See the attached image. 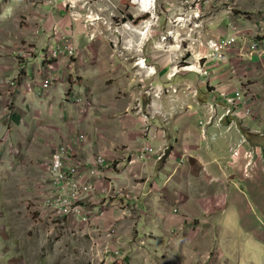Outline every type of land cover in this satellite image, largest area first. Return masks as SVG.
Segmentation results:
<instances>
[{"label": "rangeland", "instance_id": "obj_1", "mask_svg": "<svg viewBox=\"0 0 264 264\" xmlns=\"http://www.w3.org/2000/svg\"><path fill=\"white\" fill-rule=\"evenodd\" d=\"M75 5L80 19L71 17V9L66 10L58 3L51 5L49 0H0V48L14 49L13 53L3 50L0 57L7 55L16 68L30 59H40L35 66L39 75L33 71L36 76L33 79L42 82L49 79L52 86V89L49 87L52 97L46 98L47 91L45 96L36 95L34 101L24 104L20 110L14 101L20 77L8 78L4 87L6 93H0V264H144L143 256L137 254L147 246L143 239L137 241L141 230L127 217L114 218L110 214V209L121 213L122 203L114 201L110 188L106 198L98 197V206L105 203L109 206L100 220L83 224L71 218L63 225L53 221L51 212L44 206L47 163L53 149L67 137L86 134L77 125L82 116L85 119V115L90 114L96 134L100 128L95 122L101 120L106 127L102 134L111 138L119 126L128 127V113L135 114V108L143 120L137 126L140 125L147 138L145 109H150L155 119L161 111L154 113L153 109L166 107L171 110L172 104L182 101L195 103L196 93L187 84L189 82L178 76L191 74L197 90L199 81L206 77L180 69L196 65L207 74L216 69L214 62L210 67L206 63L213 58L206 42L229 32L240 42L237 45L248 46L250 51L245 56L235 57L233 63L241 65V70L248 75L264 69V51L257 53L259 59L253 57L255 50H264V0H155L153 16L150 12H142L141 3L133 0H77ZM146 22H151L152 26L142 48H137L140 52L128 50L126 41L129 39L141 42L137 33L138 38L133 35V29ZM74 24L84 28L83 34L86 32L89 40L93 35L91 41L105 42L104 49L97 53L101 55L99 69L88 77H82L78 71L69 73V67H63V61L59 60L63 56L54 57L51 53L46 58V49L37 48L42 38L50 40L48 52L59 42L71 40L68 32ZM56 27L57 33L53 35ZM165 38L167 40L163 41ZM128 43L133 45L132 41ZM157 44H162L160 52ZM253 44H256L254 48ZM19 50H23V58L14 55ZM78 53L79 49L74 59L67 60L75 67L78 59L82 60L83 68L90 65L86 53L85 59ZM137 58L146 59L147 66L153 67L155 73L134 66ZM225 64L228 63H219L218 69H227ZM171 68L179 71L173 75ZM18 72L20 76L24 74L20 69ZM248 75L239 76L236 90L243 92L250 107L254 95L249 86L257 85L258 78H253L254 73L253 77ZM208 90L207 86L203 89L204 92ZM30 104L29 112L26 107ZM128 108L131 111H125ZM32 111L34 117H38L37 124ZM97 112L104 113L103 118L94 117ZM24 113H28L29 118ZM157 121L168 124L160 118ZM200 121L202 119L198 124ZM164 146L166 157L169 146ZM95 150L88 155H98ZM111 160L110 173L113 175L117 172V161ZM105 193L100 191V194ZM98 206L89 211L94 213Z\"/></svg>", "mask_w": 264, "mask_h": 264}, {"label": "crops", "instance_id": "obj_2", "mask_svg": "<svg viewBox=\"0 0 264 264\" xmlns=\"http://www.w3.org/2000/svg\"><path fill=\"white\" fill-rule=\"evenodd\" d=\"M71 29L68 35L79 49L78 54L84 58L85 52L90 65L83 68L81 59L77 60L76 67L67 58L59 60L63 61V67H69V73L78 71L82 77L93 75L99 69L98 59L101 55L97 54L98 50L104 49L105 42L89 40L86 32L83 34L84 28L79 25L74 24ZM229 35L232 33L226 36ZM129 41H132V46ZM236 43L227 52L229 60L225 66L228 68L218 69L215 66L216 69H212L204 81H199V90L191 81V74L178 76L180 80L189 82L187 84L196 93L195 103L182 101L172 104L171 110L166 107L153 109L154 113L161 111L155 119H152L150 109H145L144 113L148 116L145 120L147 138L140 125L137 126L143 120L138 117L136 108L135 114L128 113V127L119 126L111 138L102 134L106 127L101 120L95 122L100 128L98 134L95 133L90 114L85 115V119L82 116L77 122L86 133L84 145L78 151V156L84 162L80 172L83 183L92 187L83 193L80 204L88 210L94 209L99 204V195L106 198L110 188L114 201L123 203L120 205L121 213L110 209V214L114 218L127 217L129 221L136 222L137 229L141 230L137 241L143 239L147 246L137 254L143 256L141 260L144 264H264V99L261 95L264 96V69H260L259 73L252 71L256 74L253 77L252 72V75H248L247 71L241 70V65H235L234 58L247 55L249 49ZM37 45V48L46 49V58L51 56L52 50L48 52L51 47L49 39L42 38ZM135 46L136 49H133ZM142 46L134 43L133 39L126 41L128 50L134 52H140L137 48ZM160 46L157 44L159 52L162 50ZM3 50L12 49L3 46L0 48L1 54H4ZM263 51L255 50L254 59H259L257 53ZM34 60L30 59L16 68L7 55L0 57V93H6L4 87L8 78H21L14 98L19 110L24 104L35 100L36 89H40L42 83L33 79L36 74L39 75L35 66L40 59ZM212 62L208 60L206 63L210 67ZM18 69L24 72L22 76ZM33 71L36 72L34 76ZM154 73L155 70L151 74ZM243 74L258 78L257 85L249 86L254 95L250 104L253 116L236 122V126L224 119L218 126H206L205 134H202L198 121L208 116L203 104L219 98L221 94H231L237 89L239 76ZM178 84L182 83L178 81ZM202 84H205L204 88ZM206 86L209 90L204 92ZM47 92L46 98L52 97L51 90ZM259 96L261 99L257 98ZM31 106L26 107L29 112ZM125 111L131 110L128 108ZM31 113L34 117L35 112ZM217 113L220 114V111ZM95 116L103 118L104 113L97 112ZM158 118L168 124L158 123ZM37 119L34 117L36 124ZM163 144L169 146V153L160 163L149 156L142 160L138 158L141 147L147 145L157 149ZM95 149L98 154L117 161L116 173H110L111 162L107 167L99 168L97 176L88 175V170L93 167L88 152ZM202 170L204 172L200 173ZM102 187L107 193L100 194ZM98 207L104 210L109 208L106 203Z\"/></svg>", "mask_w": 264, "mask_h": 264}, {"label": "built area", "instance_id": "obj_3", "mask_svg": "<svg viewBox=\"0 0 264 264\" xmlns=\"http://www.w3.org/2000/svg\"><path fill=\"white\" fill-rule=\"evenodd\" d=\"M77 0H49L51 5L58 3L61 7L67 10L71 9V17L80 19V15L75 11V3ZM89 14L90 11L88 10ZM89 18V15L87 16ZM53 29L52 34L57 33ZM93 35L90 36V40ZM207 47L213 53L211 61L214 66H218L221 62H228L229 58L224 55L227 54L236 43L234 35L223 36L216 40H208ZM253 48L256 44L251 45ZM225 51V52H224ZM52 56L65 57L67 59L75 58L77 55V48L72 40H63L58 45L53 47ZM19 58L24 57L23 50L15 52ZM144 63L146 60L142 58ZM198 73L201 76H209L205 71L200 69ZM174 75V74H173ZM12 84V83H11ZM51 80L46 79L40 84V89L36 95L44 96V93L49 90ZM208 113L207 118L199 122L201 133L205 134V128L208 125L218 126L222 124L224 119H228L230 124H235L244 118H251L253 112L247 103L246 97L242 91L235 90L231 94H221L219 98H214L210 102L203 104ZM220 111V114L217 112ZM86 136L83 133L76 134L61 141L55 146L52 154L48 160V183L46 186L47 192L44 196V206L46 210L50 211L53 216V221L57 224L63 225L68 219L74 218L80 223L88 224L100 220L103 215L104 209L96 207V211L91 213L87 208L82 206V195L84 192L91 190L90 185L83 183V176L80 172L84 162L78 156V151L84 145ZM167 153V148L164 144L157 149L150 146H143L138 153L139 159H144L149 156L155 161L162 160ZM113 162L104 154L92 156V168L88 170L90 177L98 175L99 168H105L109 163ZM202 170L200 173H203Z\"/></svg>", "mask_w": 264, "mask_h": 264}, {"label": "bare ground", "instance_id": "obj_4", "mask_svg": "<svg viewBox=\"0 0 264 264\" xmlns=\"http://www.w3.org/2000/svg\"><path fill=\"white\" fill-rule=\"evenodd\" d=\"M133 1H136V2L139 1L141 3L142 12L147 13V14H150L151 13L152 16L154 15L153 12H152V9H154V7H155V0H133ZM148 12H150V13H148ZM151 26H152V23L151 22L142 23L141 24V27H139V28L136 27L135 29H133L134 32L133 31L132 32L135 33V34L137 33V35L140 38V41L142 42L143 40H145L147 38L148 31L150 30ZM166 40L167 39L165 38L163 41H166ZM160 41H162V39ZM138 57H140V56H138ZM135 64L137 65V67L139 69H141L140 67H142L143 69H146L147 72L149 71V73H153V70L154 69L147 67V65H145V63H144V61H143L142 58L141 59L140 58H137ZM190 66H192V65H190ZM190 66L189 67L186 66L185 68H181V69H186V70L188 69L189 72H196V73H198V71H199L198 68H196L194 66H192V67H190ZM176 68H178V67H176ZM143 69H141V70H143ZM171 71H172V74L173 73L175 74L179 70L174 71V70L171 69Z\"/></svg>", "mask_w": 264, "mask_h": 264}, {"label": "clouds", "instance_id": "obj_5", "mask_svg": "<svg viewBox=\"0 0 264 264\" xmlns=\"http://www.w3.org/2000/svg\"><path fill=\"white\" fill-rule=\"evenodd\" d=\"M146 60V59H145ZM146 65H147V63H146Z\"/></svg>", "mask_w": 264, "mask_h": 264}]
</instances>
